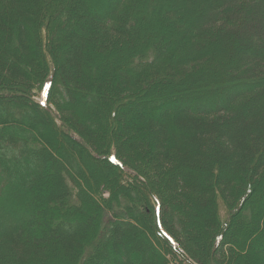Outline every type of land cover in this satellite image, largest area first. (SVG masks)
Wrapping results in <instances>:
<instances>
[{"label":"trees","instance_id":"16d2710c","mask_svg":"<svg viewBox=\"0 0 264 264\" xmlns=\"http://www.w3.org/2000/svg\"><path fill=\"white\" fill-rule=\"evenodd\" d=\"M146 1L67 0L59 7L52 4L53 0H0V76L5 73L8 80L21 84L27 90L26 95L37 82L41 83L40 90L50 84L51 96L56 76L60 75L71 102L78 104V96L88 91L91 84L100 79V74L101 79H104L105 69L100 71L96 59L105 58L106 66L107 56L114 48L118 51L126 47L133 48L132 32L137 31L143 37L146 24L137 15L144 9ZM197 1L204 2L205 6L195 15L188 13L184 1H170L164 10L172 21H165L161 26L166 29V33H162L165 29L156 31L137 50L138 53L132 55V59L137 60L138 66H135V70L138 72H133L126 66L125 73L113 80L116 85L111 90H115L116 95L125 96L127 102H135L134 109L138 111L134 121L123 122L120 149L114 147L116 153L113 155L128 169L124 168V173L133 175V178L139 176L138 180L143 181L137 169L130 168L120 159V154L140 153L144 161L142 167L158 180L154 182L156 190L150 191L154 200L153 211L150 207L141 208L147 209L145 218L154 221L159 231L158 236L168 244L170 251L180 255L189 264H228L226 259L232 257V250L238 245H235L230 237L232 235L228 236L226 231L234 227L236 214L230 210L229 218L227 215L218 225L216 207L219 206V198H231L240 179H249L251 187L250 182L255 184L257 179L264 178V0L243 1V9L239 6L240 0L185 2L192 6ZM154 3L157 2H150L151 5ZM182 12L193 18L188 22L191 30L189 34L193 35L197 31L200 35L203 32L205 36L196 40L186 37L183 47H179L177 43L184 39L178 35ZM222 14H225L223 18ZM220 20L224 25L221 23L219 27H235L240 22L241 26H237L240 31L247 29V41L244 44L246 49L243 47V55L235 61L232 60V55L225 57L229 62L225 66L228 69L222 71L224 80L202 81L197 78L204 71L199 66L211 55L210 49L214 45L208 42L212 34H209L210 26H207ZM198 42L200 44L196 45ZM148 45L152 47L146 53L145 48ZM59 47L61 52L57 56L56 49ZM48 55L57 64L55 72L47 70ZM186 67L191 70L185 71ZM171 71L174 72L171 79L174 82L178 79L179 83H169L172 89H167L170 94L167 99L180 100L178 90L187 87V94H195L193 99L207 101L210 103L206 105L208 108L192 111L174 107L175 101L161 103L159 95L154 96L150 89L167 77L165 72L172 73ZM133 77L148 86L146 90H149L152 98L146 101L139 100L137 96L129 98L134 89ZM201 86L202 90H197ZM233 87L238 91L235 95L231 91L230 94L234 95L231 97L229 91ZM15 90L8 91L11 96L2 93L0 97H17V101L21 96L15 95ZM143 91L144 89L141 92ZM27 98L29 97L25 96L26 102ZM51 100L54 101V98ZM146 103H150L151 107L149 110L152 115L147 114L149 117L142 116L147 109ZM29 104L30 107L34 106V103ZM37 107L45 110L47 114L53 113L48 105L43 107L37 102ZM6 108L8 110L10 107L0 103V114ZM59 110L61 118L67 119V116H63L61 106ZM111 115L114 117L115 112ZM125 117L123 120H128V114ZM72 118L74 125L80 120L76 115ZM77 128V134L69 135L75 143L82 144L83 136H87L90 144H95V138L87 127L79 124ZM27 136L26 134V143ZM39 136L43 141L42 133L38 129ZM3 151L4 147L0 146V156ZM111 154L110 150L108 160ZM33 155L38 161V168L45 170L51 156L45 150L33 152ZM61 169V188L56 192L54 189L57 187L49 185L48 182L59 177L60 168H56L53 173L42 176L47 179L46 188H38V200L28 197L35 194L32 187L40 177V170L37 172L34 168H24L22 175L13 172L16 184L14 191L22 189L20 192L26 200L18 203L15 198L7 197V205L10 206L3 208V202L0 203L3 219L5 216L13 218L21 214L20 224L8 228L9 230L3 227L5 232L0 234V264H84L90 249L99 256L100 264H139L148 259L152 247L150 244L142 245L139 237L135 235V231L140 234L134 223L135 214L128 216L125 213L107 211L101 214V205L93 194V199L89 200L85 191H80L81 195L71 203L72 190L68 186L71 181L67 182V179H76L78 174L70 168ZM93 177L96 178L95 175ZM141 181L137 183L144 186ZM18 185H22V188ZM238 200L236 207L240 212L243 199ZM169 201H174L181 213L180 216L175 214V220L182 233L194 235L192 230L199 227L197 220L200 222V230L204 224L211 225V222L217 228L221 227L213 240L211 251L208 252L207 261L192 256L185 248L188 246L186 240L166 230L165 227L171 226V221L174 220L168 215ZM156 203L159 208L155 207ZM186 204L190 211H181V206ZM41 206L49 207L46 210L47 220H44L43 215L38 216L39 209L45 211ZM132 207L134 208L127 206L128 210ZM16 211L18 215H14ZM199 211L202 214L198 217ZM191 214H194L192 218ZM96 215L97 220L93 217ZM243 216L241 227L246 229L244 225L252 223L254 229L264 230V206L256 207L254 215L248 210ZM242 234L245 238L241 239L239 246L248 252L252 239H249L250 234L244 231ZM257 241L259 242L256 240L253 247L259 248L255 252L258 264H264V248L258 246L261 242ZM131 245L140 250L137 253L139 256L129 252ZM142 253L145 255L142 256ZM238 256L239 254L233 256L232 264H240Z\"/></svg>","mask_w":264,"mask_h":264},{"label":"rangeland","instance_id":"374dc122","mask_svg":"<svg viewBox=\"0 0 264 264\" xmlns=\"http://www.w3.org/2000/svg\"><path fill=\"white\" fill-rule=\"evenodd\" d=\"M151 1L152 0H147L144 9L139 15H137L140 20L142 19V23L146 24L143 37H140L137 31L132 32L131 37L133 48L130 49L126 47L121 51L114 48L112 50L113 52L107 56L108 60L106 66H104L106 61L105 58L98 57L96 59V64H99L100 71L102 72V70L105 69L103 71L104 79L103 77L101 79L100 74V79H96V81L91 84L90 89L85 91L82 96H78V104H73L71 102L70 94L65 92V86L62 83L60 75L59 77L58 75L56 76L57 79L55 80L51 96H49L50 92L48 86L40 90L41 83L39 82H37V84H35L26 95L25 92L27 90L24 89L21 84H15L13 81L8 80L6 77L7 74L5 73L0 76V94L6 93L11 96L8 91L16 89V92H14L15 95L21 96L17 101H15L17 97H0V103L6 104L7 107H10V110H7L6 108L3 113L0 114V135L2 136V138H0V146L4 147L2 156H0V203L3 202V208L5 206H10V204L7 205V197L15 198L18 203L26 200L22 192H20L22 189L14 191V186L16 184L13 172L22 175L24 168H34L37 172L40 170V177L32 187V189H35V194H31L28 197V199L32 197L38 200V188H46L45 182L47 179L42 176H45L47 173H53L56 168H60V173L58 174L59 177H54V179L48 177L49 179H52L51 181L48 180L49 185H55L57 189L54 190L57 192L61 188L60 184H62V181H59V178L62 177L63 171L61 168L65 167L66 170L70 168L78 174L76 179H73L72 177L67 179V182L71 181L70 184H68L72 190L71 195L73 200L71 203L75 202L78 195H81L80 191H85L89 200L90 198L93 199L91 196V194H93L95 200L101 205V214H104L105 211L125 213L128 214V216L132 213L135 214L134 223L140 231V234L135 231V235L139 237L142 245L148 246V244H150L152 247V252L148 259L139 264H189L180 258V255L170 251L168 244L158 236L159 231L156 229L154 221L150 218L148 219V217L147 219L145 218L148 213L147 209H145L146 207H150L153 211L154 200L150 191L153 192L156 190L154 182H157L158 180H155V178L148 173L149 171H146L144 167H142V164L144 163L142 159L143 156L140 153L131 155L120 154V159L130 168L137 169L142 176L141 178L145 182L138 180L139 176L133 178V175L129 176L124 173L122 170L126 167H123L119 160L113 155L116 153V150H113L114 147L120 149L121 140L119 139L121 137L123 122H132L134 121V118L138 116V111L134 109L135 102H132V100L127 102L125 96L116 95L114 93L115 90H111L113 88L115 89L116 85L113 80H115L117 76H121L125 73L126 66L133 72H136L137 70H135V66H138L137 60H134V58L132 59V55L138 53L137 50L146 44L149 36H154L156 31L165 29L161 27L163 22L172 21L171 18L167 16V11L164 10L172 0H155L157 3H154V5L150 4ZM176 1H184V4L189 10L188 13L193 15L200 13L205 6L202 1H197L192 4V6L191 4L186 3V0ZM243 1L246 2V0H240L239 5L242 9L244 7L242 4ZM65 2H67V0H53L52 4L54 3L56 6L60 7L63 6ZM224 16L225 14H222L221 18ZM191 18L187 17V14L184 12H182L179 18L178 24H180L181 28L178 35L181 38L184 37V39L182 38V42L179 40L177 43L179 47H183L182 44H184V40H187L186 37H190V40L193 38L196 40L205 36L203 32L202 35H200L197 31H195V33L193 32V35L189 34V31L191 30H189L188 22H190ZM221 23L224 25V22L220 20L216 24L214 23L207 26H210V29L208 30L210 31L209 34H212V37L208 38L210 39L208 42L214 45L213 49H210L211 55L206 57L204 61H202L201 66H199V69L202 67L204 71H202V74H199L197 78L202 81L207 80L209 82L210 80H214L218 82L222 79L224 80L225 77L222 71L228 69L225 66L229 62V59L225 60L227 58L226 56L232 55V60L235 61L237 57L243 55L242 50H244V48L246 49L244 44L247 29L243 28L242 31H240L237 27L241 26L240 22L239 25L236 23L235 27L233 25L231 27L229 26L230 28L219 27V24ZM145 24H142L143 27ZM215 25H218V27ZM162 33H166V29ZM237 41H239V43H237ZM197 44H200V42L196 43V45ZM150 47H152V45H148L145 48L146 53L151 49ZM206 51H208V49ZM59 52H61V47L56 49L57 56L59 55ZM151 58L152 57L149 58V61H151ZM52 61L51 56L48 55L47 70L49 71L51 69L55 72L57 64ZM102 66L104 67L103 69ZM207 67L208 69H205ZM187 70L191 69L186 67L185 71ZM171 72L172 73L165 72L168 78L161 79L157 82L156 86L152 87V90L150 89L154 96L159 95L161 103L164 102L168 104L175 101L174 107L187 108L192 111L208 108L206 105L210 103L205 100H197V98L193 99L195 94H187L189 93L187 87L178 90L180 100L174 99L171 101L167 99V96L170 95L167 89H172V86L169 83H174L175 85L179 83L177 82L178 79H175V82L171 79V75L174 73L173 71ZM133 82L134 89L129 98L137 96V98L142 101L152 98L151 94L148 92L149 90H146L148 86L140 82V79H134L133 77ZM143 89L144 91L141 92ZM185 90H187V92H185ZM197 90H202V86ZM45 91L47 92L46 96ZM231 91L235 95L238 89L233 87L232 90L229 91V95L234 97L233 94H230ZM145 92H147V94H144ZM25 96L29 97L27 98V102ZM52 97L54 98V101L51 100ZM49 100L50 103H48V107H51L53 111L52 114H47L44 112L45 110L37 107V102L40 101L47 103ZM167 100H169V102ZM30 102L34 103L33 107H30ZM146 105V112H142V116L149 117L148 115H152V112L149 110L151 108L150 103H146ZM59 106L62 107L63 116H67V119L63 120L61 118ZM5 110L7 111L5 112ZM113 112H115L114 117L111 115ZM127 114L128 120H123ZM74 115L80 117L79 124H83V126L87 127V129L92 132L93 138H95L94 145L90 144L87 136H83L84 141H81L82 144L75 143L70 138L73 134L78 133L76 128L79 124L76 122L74 125V120L72 118ZM38 129L42 133L41 137L43 141L39 139L40 136L38 137ZM25 133L28 135L27 143ZM38 150H45L51 156V159L46 163L47 166L45 170H43V168H38V161L34 159L33 152H38ZM110 150L112 151V154L109 157V161L108 154ZM54 161H56V163H54ZM125 170L128 169L126 168ZM93 175H95L96 178H94ZM248 180L249 179L247 178H243L242 181L240 179L237 182L238 184L234 187V195L231 198L226 197L227 199L219 198V206L216 207L218 225L221 220L223 221L226 219L227 215L229 218L230 210L235 211L236 214L233 222L234 227H231L226 231L228 232V236L232 235L230 237L233 238L235 245H238L237 248L232 250L234 251L232 257L226 259L227 262L229 261L228 264L233 263V256L236 254H239L240 256H238L240 264H258L259 260L255 252H258L259 248H254L253 244L256 240H259L261 243L257 241L259 243L258 246L264 248V230L254 229L252 223L244 225L246 229L240 226L244 217L243 215L246 214L248 210H251L254 215L256 207L264 206V178L261 180L257 179L255 184L254 182H250L252 184L251 187H249ZM139 181H141L144 186H140V184L137 183ZM18 187L22 188V185H18ZM49 193L50 192H48V194ZM53 194L55 195V193ZM239 198L243 199L240 212H238V207H236ZM158 205L159 204L156 203L155 207L159 208ZM127 206H134V208L132 207L128 210ZM168 206V210L172 214L170 215V213H168V215L172 216L174 220L173 222L171 221V226L169 225L168 227H165L166 230L172 232L171 234L174 233V236L179 238L181 236L184 241L186 240L188 246L185 248L192 254V256L195 258L197 256L199 259L202 258L204 261H207L208 252L211 251L210 249L213 247V240L220 232L221 227L218 226L217 228L216 225H214V222H211V225L204 224L206 229L203 227V231V229H199L200 222L197 220L196 224L199 225V227H197L196 230H192L194 235L188 236L187 234L182 233L177 225V220H175V214L180 216L177 204H174V201H169ZM41 207H43L45 211L42 212V210L39 209L38 214L40 215L38 216L40 217L43 215L44 220H47L48 216L46 210L49 209V207ZM180 209L181 211L187 210V204L181 206ZM193 213H195L194 207ZM200 213L202 214V211L198 212V217ZM110 214L112 216V213ZM14 215H18V211H16ZM114 216L120 218L118 215ZM193 216L194 214H191L190 217L192 218ZM93 217L97 220V215ZM19 218H21V214H19L18 217L13 216V218L5 216L3 219V216L0 213V234L5 232L3 227L9 230L20 224ZM34 219L35 218H33V220ZM208 225L210 226L207 227ZM242 231L250 234L249 239H252L248 252L239 246L241 239L245 238ZM96 243L99 244L98 242ZM129 249V252H131L132 255L136 253L135 255L139 256L137 253L140 250H136L133 245L129 246ZM167 250H169L170 253ZM143 255H145V253H142V256ZM88 263L100 264L99 256L95 255V252L91 249L88 251L87 258L84 260V264ZM6 264L9 263L6 262Z\"/></svg>","mask_w":264,"mask_h":264}]
</instances>
